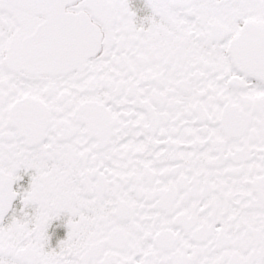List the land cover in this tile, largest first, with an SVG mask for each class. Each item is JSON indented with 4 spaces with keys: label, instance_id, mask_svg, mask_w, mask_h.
I'll list each match as a JSON object with an SVG mask.
<instances>
[{
    "label": "snow or ice",
    "instance_id": "obj_1",
    "mask_svg": "<svg viewBox=\"0 0 264 264\" xmlns=\"http://www.w3.org/2000/svg\"><path fill=\"white\" fill-rule=\"evenodd\" d=\"M0 264H264V0H0Z\"/></svg>",
    "mask_w": 264,
    "mask_h": 264
}]
</instances>
